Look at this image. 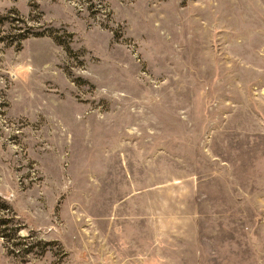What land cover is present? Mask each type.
<instances>
[{
  "label": "rangeland",
  "instance_id": "1",
  "mask_svg": "<svg viewBox=\"0 0 264 264\" xmlns=\"http://www.w3.org/2000/svg\"><path fill=\"white\" fill-rule=\"evenodd\" d=\"M0 264H264V0H0Z\"/></svg>",
  "mask_w": 264,
  "mask_h": 264
}]
</instances>
